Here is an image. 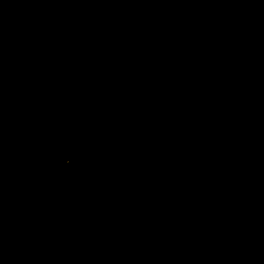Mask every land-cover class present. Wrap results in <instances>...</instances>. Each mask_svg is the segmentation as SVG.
<instances>
[{"label":"trees","instance_id":"trees-1","mask_svg":"<svg viewBox=\"0 0 264 264\" xmlns=\"http://www.w3.org/2000/svg\"><path fill=\"white\" fill-rule=\"evenodd\" d=\"M0 264H264V0H0Z\"/></svg>","mask_w":264,"mask_h":264}]
</instances>
